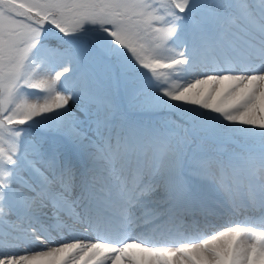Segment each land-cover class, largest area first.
Returning a JSON list of instances; mask_svg holds the SVG:
<instances>
[{
  "label": "snow or ice",
  "instance_id": "1",
  "mask_svg": "<svg viewBox=\"0 0 264 264\" xmlns=\"http://www.w3.org/2000/svg\"><path fill=\"white\" fill-rule=\"evenodd\" d=\"M0 264H264V0H0Z\"/></svg>",
  "mask_w": 264,
  "mask_h": 264
}]
</instances>
